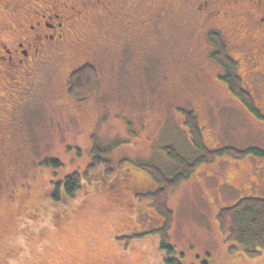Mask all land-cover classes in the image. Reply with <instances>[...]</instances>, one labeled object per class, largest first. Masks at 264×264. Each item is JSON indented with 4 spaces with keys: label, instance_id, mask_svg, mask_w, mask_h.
<instances>
[{
    "label": "rangeland",
    "instance_id": "rangeland-1",
    "mask_svg": "<svg viewBox=\"0 0 264 264\" xmlns=\"http://www.w3.org/2000/svg\"><path fill=\"white\" fill-rule=\"evenodd\" d=\"M196 1L143 0L127 10L130 2L119 0L118 17L98 11L95 24L85 29L78 47L85 59L62 64L64 55L51 54L52 64L35 66L41 86L36 103L24 109L15 104L14 97L22 96L13 83L7 108L26 125L9 140L10 153L1 151L0 141V264H167L170 258L180 264H264V246L254 256L245 245L230 251L236 242L228 240L218 221L219 211L237 201L239 188L250 192L246 195L264 196L263 158L235 165L231 157L220 156L181 181L167 200L173 212L171 254L161 248L159 234H149L165 225V216L152 200L138 197L157 189L153 174L138 162H151L170 174L179 165L167 147L174 146L185 159L197 155L181 109L196 112L210 150L264 148V121L219 78L220 66L211 57L216 43L192 16ZM223 40L230 55H237L239 50ZM87 63L99 74L95 91L85 98L71 96L65 85L69 73L54 75L53 70L68 66L73 72ZM241 65L239 75L264 112V86L250 81L253 77H246ZM95 142L102 147L118 143L108 157L115 173L102 169L84 178L73 197L63 192L61 201L52 200L56 184L91 163ZM51 159L62 167L43 165ZM124 159L130 162L120 167ZM143 233L129 245L128 239L118 238Z\"/></svg>",
    "mask_w": 264,
    "mask_h": 264
},
{
    "label": "flooded vegetation",
    "instance_id": "flooded-vegetation-1",
    "mask_svg": "<svg viewBox=\"0 0 264 264\" xmlns=\"http://www.w3.org/2000/svg\"><path fill=\"white\" fill-rule=\"evenodd\" d=\"M128 1L127 10L138 8L143 2ZM118 4L119 0H0V141L4 143L3 153H10L9 140H14V135H19L26 125L17 118V111L7 108V93H11L13 83L18 84L15 85L16 94L22 96H19L20 101L15 96L14 103L21 109L31 105L41 87L36 84L38 69L35 66L47 61L52 64L51 54L64 55L62 64L63 61L75 64L82 57L85 59L87 55L78 47L83 44L81 37L85 29L95 24L92 17H99L98 11L118 17ZM191 10L200 31L207 37L212 32L225 37L229 46L234 45L239 50L232 56L239 62L240 69L241 61L244 63V75L264 86V0H197L191 3ZM66 67L53 70V74L69 73L65 83L69 85L72 70ZM220 69L221 74V66ZM21 72L24 75L18 77ZM50 101L57 103L52 98Z\"/></svg>",
    "mask_w": 264,
    "mask_h": 264
},
{
    "label": "trees",
    "instance_id": "trees-1",
    "mask_svg": "<svg viewBox=\"0 0 264 264\" xmlns=\"http://www.w3.org/2000/svg\"><path fill=\"white\" fill-rule=\"evenodd\" d=\"M210 39L216 43L217 47L211 57L225 71L223 75V72L221 73L219 78L222 81L225 80L224 82L228 85L230 91L239 98L253 116L264 121V112L256 105L252 93L245 88L244 81L239 75V62L228 52L229 50L223 40V36L219 32H212ZM98 80L99 74L96 67L89 63L83 64L71 73L69 94L78 98H85L95 91ZM181 111L186 117V124L191 130V141L195 150H197V155L185 159L174 146L167 147L169 156L175 161V164L177 162L179 165V167L174 165L170 171L168 170L172 174L171 176L164 169L151 162L137 163L138 166L142 167L149 174H153L152 176L157 183V189L147 193H140L138 197L142 200H152L153 205L158 208V212L165 216V225L149 231V234H159L162 239L161 248L166 249L169 254L175 250L169 241L173 212L168 208L167 200L169 195L177 189L181 181L194 173L202 163L212 162L220 156H232L230 152L233 151L237 153L236 157L250 153V155L264 159V148L259 146H251L246 149H239L235 146H221L212 150L206 148L203 138L204 134H202L198 123L196 112L193 109H181ZM117 144L102 147L99 143L95 142L91 152V163L86 167L84 172H72L64 180L56 184L51 192L52 200L61 201L63 199V192L66 196L73 197L80 189L84 178H90L102 169H104L107 175H113L115 173L114 163L108 157ZM199 150L202 151L199 152ZM225 153H229L230 155ZM128 162H130V159H124L119 162V166L123 167ZM43 165L54 169L62 167V163L58 159L45 160ZM218 221L222 232L227 236L228 240L237 243L230 246V251L237 250L238 244H240L247 247L246 250L251 256L261 252L259 246H264V198L249 197L240 199L234 204L222 208L218 213ZM144 235L146 234H132L119 236L118 238L121 240L128 239L126 245H129L133 239L143 237ZM175 263H178L175 258H170L167 262V264Z\"/></svg>",
    "mask_w": 264,
    "mask_h": 264
},
{
    "label": "crops",
    "instance_id": "crops-1",
    "mask_svg": "<svg viewBox=\"0 0 264 264\" xmlns=\"http://www.w3.org/2000/svg\"><path fill=\"white\" fill-rule=\"evenodd\" d=\"M229 157H231L230 159H232L234 162V164L235 165H239V164H241V162L243 161L244 162V160H246V159H248V158H250V159H256V160H258L259 162H261V160H259L256 156H253V155H249V156H246V157H244V158H235V157H232V156H229ZM235 187V186H234ZM235 190H238V187H236V188H234ZM243 188H239V190H240V194L239 195H237L236 197H235V199H233L234 201L237 199V201L238 200H240V199H243V198H249V197H259V198H264V196H261V195H256V193H254V194H250V195H246V194H248V193H250V192H245V191H243L242 190ZM242 196V197H241ZM240 197V198H239ZM236 201V202H237ZM235 203V202H234ZM234 203H232V204H234Z\"/></svg>",
    "mask_w": 264,
    "mask_h": 264
}]
</instances>
